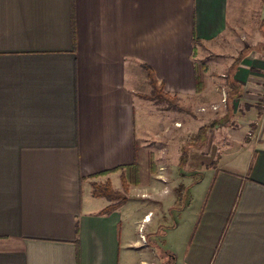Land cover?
Segmentation results:
<instances>
[{
  "label": "crops",
  "instance_id": "obj_1",
  "mask_svg": "<svg viewBox=\"0 0 264 264\" xmlns=\"http://www.w3.org/2000/svg\"><path fill=\"white\" fill-rule=\"evenodd\" d=\"M231 2L0 0V264H149L131 259L126 202L103 214L110 201L92 195L107 179L121 190L120 171L94 175L153 147L161 160L171 124L204 126L217 111L212 179L193 185L166 251L173 264H264V3L233 14ZM145 66L181 116L141 96ZM154 181L128 192L164 193Z\"/></svg>",
  "mask_w": 264,
  "mask_h": 264
},
{
  "label": "rangeland",
  "instance_id": "obj_2",
  "mask_svg": "<svg viewBox=\"0 0 264 264\" xmlns=\"http://www.w3.org/2000/svg\"><path fill=\"white\" fill-rule=\"evenodd\" d=\"M231 1L232 11L235 14L236 12L240 13L243 2L247 5L251 0H243L242 5L237 0ZM165 105L167 104L165 103ZM234 108L235 104L231 103L232 114ZM173 109V116L170 118L181 116V112ZM216 114L213 120L209 118V121L206 122L207 125L204 126V121L201 120L191 121L192 127L190 129H185V126L176 128L171 124L170 137L166 141V146L161 155L163 158L161 160L157 158L160 150L154 149V147L153 154L149 153L141 157V161H139L140 182L143 184L147 182L157 183L154 180H160L165 184L163 186L165 192L161 194L149 193L142 197L140 195L135 196L134 192L126 193V204L121 211L127 213L128 217L125 226L128 230L129 240L132 241V260L137 261L140 257L149 256L152 258L150 262L168 263L166 251L168 244L165 241L167 231L176 223L180 209L191 200L194 194L193 185L201 180L202 176H205V184L202 185V188L204 186L205 189L207 182L213 176L212 170L206 167L215 158L216 149L220 147L223 141L221 136L225 135V129L221 125L223 119L222 116H219L223 115V111H217ZM136 115L138 122L140 120L138 109ZM175 125L178 124L175 123ZM198 127L199 130L197 131ZM148 137V141L152 143L158 140L153 133H149ZM139 144H141L140 140H137L138 148ZM232 151L234 154L238 153L234 158V163L237 166L242 165V160L245 157L241 153L239 154L241 149L236 147ZM151 158L156 166V163L161 161L164 168L151 173L149 171ZM153 174L160 176L156 177ZM118 185H121L120 181ZM202 192L198 189L195 190V195H199L200 200L203 197ZM145 213L149 214L150 220L149 218L147 221L141 220ZM150 262L149 264H151Z\"/></svg>",
  "mask_w": 264,
  "mask_h": 264
},
{
  "label": "trees",
  "instance_id": "obj_3",
  "mask_svg": "<svg viewBox=\"0 0 264 264\" xmlns=\"http://www.w3.org/2000/svg\"><path fill=\"white\" fill-rule=\"evenodd\" d=\"M264 3V0H262ZM146 68V76L148 79V83L151 87L150 94L141 95L143 98L153 100L156 103H166L169 107L181 110L182 106L177 102V98L175 95L170 94L165 90L164 84L162 81L158 80L155 76L154 72L149 66H145ZM196 91L199 92L202 90L203 83L200 79V75H196ZM230 88L234 89V83H229ZM264 101V99H263ZM248 138V137H247ZM218 162V157H216L211 164L216 166ZM149 171L151 173H155L156 165L153 163V159L151 158ZM120 171V183L121 190L115 189L110 180L107 179L104 182H92V195L95 197H105L110 203L105 206L100 213H110L113 210L117 209L119 206L124 204L127 200L126 193L130 186H137L140 183V165L138 162H132L130 164L120 165L113 169L101 171L96 173L94 176L98 175H106L110 172ZM168 263L173 264L175 255L172 252L167 251Z\"/></svg>",
  "mask_w": 264,
  "mask_h": 264
},
{
  "label": "built area",
  "instance_id": "obj_4",
  "mask_svg": "<svg viewBox=\"0 0 264 264\" xmlns=\"http://www.w3.org/2000/svg\"><path fill=\"white\" fill-rule=\"evenodd\" d=\"M223 98H222V103L225 104L226 103V96L225 93L222 94ZM217 105H212V109H217ZM201 110H204V108L202 107ZM143 238V237H142ZM151 264H156V263H151Z\"/></svg>",
  "mask_w": 264,
  "mask_h": 264
},
{
  "label": "bare ground",
  "instance_id": "obj_5",
  "mask_svg": "<svg viewBox=\"0 0 264 264\" xmlns=\"http://www.w3.org/2000/svg\"><path fill=\"white\" fill-rule=\"evenodd\" d=\"M146 218H149V217H148V216H145V217H144V220H145Z\"/></svg>",
  "mask_w": 264,
  "mask_h": 264
},
{
  "label": "water",
  "instance_id": "obj_6",
  "mask_svg": "<svg viewBox=\"0 0 264 264\" xmlns=\"http://www.w3.org/2000/svg\"><path fill=\"white\" fill-rule=\"evenodd\" d=\"M162 264H169V263H162Z\"/></svg>",
  "mask_w": 264,
  "mask_h": 264
}]
</instances>
